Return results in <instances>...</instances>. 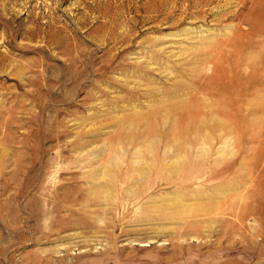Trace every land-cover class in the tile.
Returning <instances> with one entry per match:
<instances>
[{
    "label": "rangeland",
    "instance_id": "obj_1",
    "mask_svg": "<svg viewBox=\"0 0 264 264\" xmlns=\"http://www.w3.org/2000/svg\"><path fill=\"white\" fill-rule=\"evenodd\" d=\"M0 264H264V0H0Z\"/></svg>",
    "mask_w": 264,
    "mask_h": 264
},
{
    "label": "bare ground",
    "instance_id": "obj_2",
    "mask_svg": "<svg viewBox=\"0 0 264 264\" xmlns=\"http://www.w3.org/2000/svg\"><path fill=\"white\" fill-rule=\"evenodd\" d=\"M154 147V146H153Z\"/></svg>",
    "mask_w": 264,
    "mask_h": 264
}]
</instances>
